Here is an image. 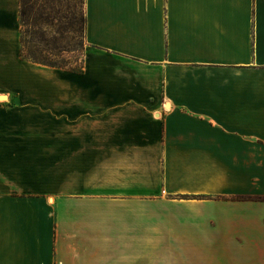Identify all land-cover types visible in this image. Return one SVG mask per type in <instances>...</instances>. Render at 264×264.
Segmentation results:
<instances>
[{
    "label": "crops",
    "instance_id": "0c3cea01",
    "mask_svg": "<svg viewBox=\"0 0 264 264\" xmlns=\"http://www.w3.org/2000/svg\"><path fill=\"white\" fill-rule=\"evenodd\" d=\"M0 0V264H264V0H83L82 73L21 59Z\"/></svg>",
    "mask_w": 264,
    "mask_h": 264
},
{
    "label": "rangeland",
    "instance_id": "374dc122",
    "mask_svg": "<svg viewBox=\"0 0 264 264\" xmlns=\"http://www.w3.org/2000/svg\"><path fill=\"white\" fill-rule=\"evenodd\" d=\"M20 11L27 24L20 26L25 57L41 53L56 64L83 67V0H23Z\"/></svg>",
    "mask_w": 264,
    "mask_h": 264
},
{
    "label": "trees",
    "instance_id": "16d2710c",
    "mask_svg": "<svg viewBox=\"0 0 264 264\" xmlns=\"http://www.w3.org/2000/svg\"><path fill=\"white\" fill-rule=\"evenodd\" d=\"M22 1L23 0H19V4H22ZM18 15H19V24H20L21 29H22L23 27L27 26V24H25L26 20L23 19L24 12L20 11ZM82 24H83V38H84V16L82 18ZM22 43H23L22 36L20 34V45H21V47H20L19 55H20L21 59L27 60V61L32 62V63L40 64V65H43L46 67L66 70V71H69L72 73H77V74H80L83 71L82 67L75 70V69L66 67V65L56 64L55 62H52L51 60L47 59L45 56L44 57L41 56V53L37 54V53L31 52V53H29L28 57H25L23 54V50L21 49Z\"/></svg>",
    "mask_w": 264,
    "mask_h": 264
}]
</instances>
